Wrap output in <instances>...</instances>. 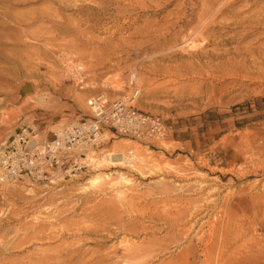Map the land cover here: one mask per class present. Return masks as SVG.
<instances>
[{
    "label": "rangeland",
    "instance_id": "obj_1",
    "mask_svg": "<svg viewBox=\"0 0 264 264\" xmlns=\"http://www.w3.org/2000/svg\"><path fill=\"white\" fill-rule=\"evenodd\" d=\"M0 76V147L25 127L50 138L91 95L128 96L131 76L134 107L168 125L153 147L107 146L132 165L33 186L0 171V264H233L216 259L237 244L227 216L264 240V0H0Z\"/></svg>",
    "mask_w": 264,
    "mask_h": 264
},
{
    "label": "built area",
    "instance_id": "obj_2",
    "mask_svg": "<svg viewBox=\"0 0 264 264\" xmlns=\"http://www.w3.org/2000/svg\"><path fill=\"white\" fill-rule=\"evenodd\" d=\"M128 85V96L111 101L105 93L88 97L85 106L89 114L67 121L50 138L26 127L19 129L0 147L2 179L33 186L87 175L108 164L132 165L136 160L133 150L113 156L112 160H119L115 162L105 152L107 146L125 140L153 147L165 140L168 125L160 116L136 109L133 104L141 93L134 76Z\"/></svg>",
    "mask_w": 264,
    "mask_h": 264
},
{
    "label": "bare ground",
    "instance_id": "obj_3",
    "mask_svg": "<svg viewBox=\"0 0 264 264\" xmlns=\"http://www.w3.org/2000/svg\"><path fill=\"white\" fill-rule=\"evenodd\" d=\"M82 35V34H81ZM46 40V39H45ZM72 45V44H71ZM102 46V45H101ZM72 47H73V45H72ZM77 51V50H76ZM62 53V52H61ZM77 53H79V52H77ZM80 54V53H79ZM82 54V53H81ZM76 54H74V56H75ZM190 55H193V54H190ZM81 56V55H80ZM194 56V55H193ZM192 56V57H193ZM196 56V55H195ZM77 57V56H76ZM84 57V56H83ZM78 59V58H77ZM82 59V58H81ZM80 60V59H79ZM80 61H82V60H80ZM80 67H81V65H80ZM1 77V76H0ZM2 78V77H1ZM0 78V85L2 84V82H3V80ZM5 84V83H4ZM27 84V83H26ZM23 85V86H27V85ZM21 89V88H20ZM19 89V90H20ZM0 90H1V87H0ZM17 93V92H16ZM27 94H29V93H26L25 95H24V97L27 95ZM15 96H16V94H15ZM22 99V98H21ZM19 101V100H18ZM112 146H114V145H112ZM111 151V150H110ZM110 153V152H109ZM116 154V153H115ZM114 154V156H116ZM109 156V155H108ZM112 158V157H111ZM110 158V159H111ZM137 172H138V170H137ZM97 179H94L93 180V183L94 182H97L96 181ZM205 181V180H204ZM264 183V182H263ZM201 184V183H200ZM203 185H205V184H203ZM210 185V184H209ZM263 185V184H262ZM201 187V186H200ZM206 187V186H205ZM208 187V186H207ZM253 187L254 186H252V189H253ZM209 188V187H208ZM228 188V187H227ZM251 188V187H250ZM263 188V187H262ZM201 189H202V187H201ZM210 189V188H209ZM230 189V188H229ZM203 190V189H202ZM214 190H216V189H214ZM213 190V191H214ZM211 191H212V189H211ZM230 191V190H229ZM203 192V191H202ZM210 192V191H209ZM263 192V191H262ZM207 194L206 195H208L209 193L208 192H206ZM201 194V193H200ZM210 194H211V192H210ZM209 194V195H210ZM231 194H232V192H231ZM233 194H234V192H233ZM212 195V194H211ZM229 195V194H228ZM233 196V195H232ZM231 196V197H232ZM209 197V196H208ZM207 197V198H208ZM230 199V198H229ZM251 199V198H250ZM194 200V199H193ZM180 201V200H179ZM209 202L210 200H205V199H202V201H199L200 203H202V202ZM191 202V201H190ZM189 202V203H190ZM193 202H195V201H193ZM198 202V201H197ZM198 202V203H199ZM203 202V203H204ZM205 202V203H206ZM228 202H229V200H228ZM228 202H226V205H228ZM188 203V204H189ZM192 203V202H191ZM198 203H194V204H196L197 206H198ZM210 203V202H209ZM212 203H214V201L212 202ZM230 203V202H229ZM131 204V203H130ZM193 204V205H194ZM207 204V203H206ZM200 205V204H199ZM208 205V204H207ZM212 205V204H211ZM231 205H232V203H231ZM231 205H229V206H231ZM236 205V204H235ZM189 206V205H188ZM206 206V205H205ZM229 206H228V208H229ZM237 206V205H236ZM201 207V205L199 206V210L198 211H196V212H194L193 211V213L191 212H189V211H187V212H189L188 214L189 215H187V219L186 218H184L185 219V221L187 220V223H191L192 222V220L195 218V215L196 214H198V212H200V211H202V209L200 208ZM212 207V206H211ZM204 208V207H203ZM208 208H209V206H208ZM170 209V208H169ZM205 209H207V208H205ZM210 209V208H209ZM213 208H211L210 210H212ZM239 209H240V207H239ZM138 210V209H137ZM181 210H182V208H181ZM188 210H191V207H190V209H188ZM194 210H196L195 208H194ZM215 210H216V208H215ZM220 210H222V209H220ZM224 210H226V209H224ZM233 210V209H232ZM126 211H127V209H126ZM180 211V210H179ZM192 211V210H191ZM219 211V208H218V210H217V212ZM229 211H230V209H229ZM229 211H227V212H229ZM235 211V210H234ZM244 211V210H243ZM174 212V211H173ZM187 212H185L186 214H187ZM206 212V211H205ZM220 212V211H219ZM232 212V211H231ZM203 213V212H202ZM237 213V212H236ZM169 215L171 214V213H168ZM175 214V213H174ZM216 214V213H215ZM227 214V213H226ZM226 214H225V216H226ZM230 213H228V215H229ZM239 215L241 214V213H238ZM242 214H244L243 212H242ZM109 215H111V214H109ZM181 215V214H180ZM205 215H207V214H205ZM222 215V214H221ZM220 215V216H221ZM235 215V214H234ZM237 215V214H236ZM201 216H202V214H201ZM214 216V215H213ZM233 216V215H232ZM170 217V216H169ZM182 217V216H181ZM223 216H221L220 218H222ZM243 217V216H242ZM246 217H247V215H246ZM178 218V217H177ZM214 218V217H213ZM219 218V219H220ZM115 219V218H114ZM120 219V218H119ZM196 219H198V218H196ZM218 219V218H217ZM223 219V218H222ZM222 219H220V220H222ZM253 219V218H252ZM255 219V218H254ZM257 219V218H256ZM261 219V218H260ZM171 220V219H170ZM181 220V219H180ZM183 220V219H182ZM214 220H215V218L212 220L213 222H214ZM224 220H226V222H228L230 225H231V230H230V232H231V236H232V243H231V246L232 245H234V244H236L235 246V248H234V250L233 251H231V253L229 252V254H227L226 255V252H228L227 251V249H228V247H226V243H228L229 241L227 240V237H224L222 240H221V242H220V244H219V247H220V250H218L219 252H218V255L216 256V259H217V261L220 263L221 261H224V260H230V262L231 263H233V264H258V263H260L259 261H262V256H263V254H264V240L261 238V236L259 237V238H261V239H257V240H255V239H250V237H252L251 235H253V234H251L250 236H249V241L247 240V241H244V240H242L243 238L244 239H248V237H246V235H247V233H248V231L250 230V228H252V226L253 227H255L254 225H252L251 224V221H249L250 219L248 218V220L245 218V217H243V218H241V217H239V216H234L233 218L231 217V216H227ZM112 221V220H111ZM115 221V220H114ZM117 221V220H116ZM250 223H249V222ZM256 221V220H255ZM254 221V222H255ZM119 222V221H118ZM173 222V221H172ZM175 222H176V220H175ZM174 222V223H175ZM178 222V221H177ZM225 222V223H226ZM170 223H171V221H170ZM193 224L195 223L194 221L192 222ZM191 223V224H192ZM212 223V222H211ZM211 223H210V225H211ZM115 224H116V222H115ZM120 224V223H119ZM173 224V223H172ZM186 224V223H185ZM184 224V225H185ZM199 224V223H198ZM201 224V223H200ZM200 224L199 225H197V227L198 226H200ZM206 224H208V223H206ZM215 224V223H214ZM224 224V223H223ZM249 224V225H248ZM123 225V224H122ZM181 225V224H180ZM189 225V224H188ZM209 225V224H208ZM207 225V226H208ZM217 225V224H216ZM216 225H213L212 224V226L214 227H218L217 229H219V224L216 226ZM98 226V225H97ZM118 226L119 225H117V229H118ZM187 226V225H186ZM192 226V225H191ZM201 227H203L202 226V224H201ZM201 227H199V228H201ZM213 227H211L212 229H213ZM221 227H223V225L220 223V230H221ZM106 228V227H105ZM109 228V227H108ZM122 228V227H121ZM124 228V227H123ZM182 228H184V227H182ZM263 228V227H262ZM114 229V228H113ZM129 229V228H128ZM186 229H188V228H186ZM185 229V230H186ZM198 229V228H197ZM216 229V228H215ZM256 229H258V228H256ZM119 230V229H118ZM123 230V229H122ZM207 230V229H206ZM264 230V229H263ZM101 231V230H100ZM104 231V230H103ZM110 231V230H109ZM120 231V230H119ZM188 231V230H187ZM189 231H191V229L189 230ZM214 231V230H213ZM222 231V230H221ZM258 230H256L255 232H257ZM80 232V231H79ZM111 232V231H110ZM110 232H108L107 231V233H109L110 234ZM186 232V231H185ZM212 232V231H211ZM216 232H218V230L216 231L215 230V233ZM220 232V231H219ZM106 233V234H107ZM189 233H191V232H189ZM188 233V234H189ZM209 233H210V229H209ZM229 233V232H228ZM264 233V232H263ZM97 234V233H96ZM188 234L186 235V236H188ZM202 234V233H201ZM230 234V233H229ZM212 235H214V233L212 232ZM217 235V234H216ZM204 236V235H203ZM255 236V235H254ZM253 236V237H254ZM189 237H190V235H189ZM212 237V236H211ZM258 237V236H257ZM188 238V237H187ZM202 238V237H201ZM209 238V237H208ZM213 238V237H212ZM216 238V237H215ZM222 238V237H221ZM207 240V239H206ZM226 240L228 241V242H226ZM231 240V239H230ZM208 241H209V239H208ZM207 241V242H208ZM211 241H212V239H211ZM210 242V241H209ZM218 242H219V239H218ZM212 243V242H211ZM213 243H215V242H213ZM128 245V244H127ZM204 245V244H203ZM129 246V245H128ZM130 246H131V244H130ZM146 246V245H145ZM153 246H155V245H153ZM132 247V246H131ZM138 247V246H137ZM139 247H141V246H139ZM143 247V246H142ZM149 247V246H148ZM217 247V246H216ZM233 247V246H232ZM231 247V248H232ZM147 248V247H146ZM211 248V247H210ZM164 249V248H163ZM162 249V250H163ZM165 249H167V248H165ZM208 249V248H207ZM226 249V250H225ZM131 249H128L127 248V251H130ZM139 250V249H138ZM146 250V249H145ZM205 250H206V248H205ZM231 250V249H230ZM67 251V250H66ZM126 251V250H125ZM140 251H142V249L140 250ZM151 251V250H150ZM207 251V250H206ZM139 252V251H138ZM208 252V251H207ZM206 252V253H207ZM66 253V252H65ZM130 254H132V255H134L135 254V251H134V249L132 248V251H130L129 252ZM150 253V252H149ZM216 253V252H215ZM113 254V252L111 253V255ZM210 255L212 254L213 256H214V254H213V252H212V250H211V253H209ZM113 255H115V250H114V254ZM194 255V254H193ZM104 256V255H103ZM106 256H107V254H106ZM203 257L202 258H205L206 257V254H203L202 255ZM99 257V256H98ZM97 257V258H98ZM119 257V256H118ZM150 257V256H149ZM188 257V256H187ZM215 257V256H214ZM102 258V257H101ZM106 259V257L104 256L103 257V259ZM195 258H196V256H195ZM105 259H104V261H105ZM263 259H264V257H263ZM211 260V259H210ZM83 261V260H82ZM87 261V260H86ZM186 261V260H185ZM205 261V260H204ZM102 262V261H101ZM90 263V262H89ZM88 263V264H89ZM92 263V262H91ZM105 263V262H104ZM103 262L101 263V264H104ZM187 263V262H186ZM225 263V262H224ZM100 264V263H99ZM261 264H263V263H261Z\"/></svg>",
    "mask_w": 264,
    "mask_h": 264
},
{
    "label": "water",
    "instance_id": "obj_4",
    "mask_svg": "<svg viewBox=\"0 0 264 264\" xmlns=\"http://www.w3.org/2000/svg\"><path fill=\"white\" fill-rule=\"evenodd\" d=\"M26 84V83H25ZM24 84V85H25ZM27 86H22L21 87V89L20 90H18L17 91V93H16V96H14V99L15 100H20L21 98H23L24 97V95L26 94V93H31L32 92V87H31V85L30 84H26Z\"/></svg>",
    "mask_w": 264,
    "mask_h": 264
}]
</instances>
